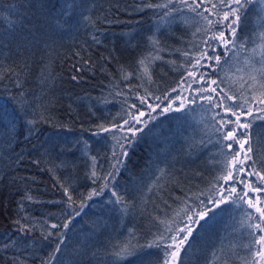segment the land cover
I'll list each match as a JSON object with an SVG mask.
<instances>
[{
	"label": "trees",
	"instance_id": "trees-1",
	"mask_svg": "<svg viewBox=\"0 0 264 264\" xmlns=\"http://www.w3.org/2000/svg\"><path fill=\"white\" fill-rule=\"evenodd\" d=\"M135 2L137 0H75L76 6L71 16L60 23L64 20L61 13L65 0H0V68L19 70L24 59L27 58L31 63L32 52L36 54L37 62L41 58L49 61L50 67L44 75L51 72L52 77L41 82L43 77L39 63L34 64L24 91L33 99L44 96L52 100L59 125L44 124L38 136L25 139V116L14 99L19 90L9 79L0 82V127L16 128L15 150L10 149L7 134L0 145V245L23 239L16 233V225L12 221L27 216L28 222L35 223L37 229L30 238V264H40V260L46 259L51 251L52 246L41 237L40 225L44 220L50 223L63 220L61 210L65 205L58 202L64 197L57 179L73 183L77 204L80 203V193L86 197L90 191L98 189L100 182L93 184L86 176L91 161L81 155L79 148L87 141L91 154L98 157V164L107 169V157L113 141L108 134L93 135L98 131L95 125L100 120L107 121L116 116L126 98L129 103H139L138 100L134 101L137 91L144 94L143 88L137 87L141 84L140 80L120 78L121 67L135 72L139 56L148 51L158 55L160 59L150 65L156 83L148 87L155 95H162L165 90L175 86L182 75L187 76L185 69L190 67V61L181 53L193 47L189 42L199 43L211 35V32L205 34L202 31L193 37L195 29L204 25V21L185 25L180 16L174 14L175 22L169 24L168 21L173 17L161 20V16L151 10L144 13L133 11L130 6ZM262 9L259 0L247 7L246 22L237 33L245 38L246 44L243 48L237 46L223 56L226 63L222 70L217 68L218 78L226 81L221 87L230 83L233 92L243 91L246 88L241 89L240 85L244 79L248 80L247 87L252 83L250 74L257 77L256 88H259V81L264 79L251 67L252 64L256 68L260 67L261 54L264 52V40L259 35L264 28ZM183 15L192 16L191 13ZM105 16L112 22H105ZM195 19L199 20L198 17ZM93 35L99 37L100 44L92 40ZM152 35L159 38V51L148 44L147 38ZM28 42H31V51L23 49L21 54L17 46L23 47ZM196 50L193 48V51ZM224 52L223 47L218 45L215 54ZM89 58L95 62V67L91 71L85 69L81 73H74L72 65L83 66L84 60ZM101 65H104L103 70ZM73 74L82 78L73 81ZM237 75L238 78H244L234 80ZM21 79L24 77L21 76ZM113 84L119 87L114 88ZM200 86L194 84L193 88ZM117 91L125 95H117ZM188 94L190 100L195 95L194 92ZM105 100L108 102L105 103ZM202 104L204 107H201ZM123 106L127 107L126 104ZM201 108L210 110L205 101L197 99L196 104L190 103L182 114L172 113L160 117L150 123L144 133L138 134L140 139L129 153L125 168L110 186L124 195L132 206L127 213H122L120 206L114 203L115 198L110 189H105L91 200L85 199L80 216L73 220L68 229L62 230L66 243L54 264H79L76 253L82 245L99 253V259L92 264H112L113 258L104 252L106 247L110 250V243L123 241L130 232H134L141 245L147 244L153 239L152 233L163 227L152 218H170L174 215L173 210L178 205L182 206L181 200L187 199L194 210L200 200L213 207L207 197L215 192L211 183L224 166L226 149L216 142L218 136L212 129L215 113L207 112L198 119L195 113L189 112ZM212 111L223 114L222 109ZM92 112L96 115L93 116ZM219 118L216 117L217 120ZM252 131L260 134L259 140L254 137L253 147L259 154L258 158L264 159V121L256 120ZM20 153L24 154L26 160L17 167L13 162ZM34 160H39L40 164L32 163ZM61 161L70 163L63 167ZM159 169L165 171L161 182L169 189L162 193L164 199L146 191L147 185L159 175ZM14 177L17 180L15 184L12 183ZM222 185L223 181H220L216 187ZM236 187L240 190L242 185ZM25 191L40 203L24 201V210L21 211L18 201ZM142 195L147 203L140 199ZM177 197L180 199L177 200ZM216 198L219 199V196ZM164 200H167V204ZM245 211L254 210L248 209L247 205L237 208L230 202L214 208L209 213L211 219L206 217L201 221L203 227H198L194 233L193 247L187 253L181 252L187 264H206L213 247L223 249L222 260L232 258L234 245H237L235 251L244 255L238 245L247 242L249 230L241 223L242 219H246ZM45 227L48 228V225ZM12 254V249L7 253L0 252L4 258ZM162 257L159 249L141 247L134 255L127 257L123 264H156ZM0 264H3L2 260ZM85 264H88L87 259ZM232 264H239V260L232 258Z\"/></svg>",
	"mask_w": 264,
	"mask_h": 264
},
{
	"label": "snow or ice",
	"instance_id": "snow-or-ice-1",
	"mask_svg": "<svg viewBox=\"0 0 264 264\" xmlns=\"http://www.w3.org/2000/svg\"><path fill=\"white\" fill-rule=\"evenodd\" d=\"M255 2L257 0H137L130 6L133 11L139 13L151 10L154 14L160 15L161 20L164 17H173V19L168 21L169 24L175 22L174 14L179 15L180 20L185 25L193 22L200 24V21H204V25L195 29L193 37L202 31L205 34L211 32V35L206 36L199 43L189 42L193 47L181 53L190 61V67L185 69L187 76L182 75L177 84L171 87L170 90H165L162 95H155L148 87V85L156 83L153 80L150 65L160 59L158 55H153L152 51H148L146 54L139 56L136 60L137 69L135 72L125 70L123 66L121 67L120 78L122 80L133 78L140 80L141 84L137 87L143 88L144 94L137 91L134 101L138 100L139 103H129L126 98L121 105L120 112L116 116L107 121L100 120L95 125L98 131L93 133V135L108 134L111 141H113L110 147V155L107 157L109 161L107 169H104L102 164H98V157L91 154L90 145L87 141H84L79 148L81 155L86 156L91 161L86 176L93 184L100 182L98 189H93L86 197L83 193H80V203L77 204L76 199H74L76 190L73 183L57 179L58 187L62 190L64 197L62 201L58 202L65 205V208L61 210L63 220H59L57 223H50L48 220H44L43 224L40 225L43 241L52 246L47 258L41 259L40 264H54L57 261V257L62 253V248L66 243L65 233L62 230L68 229L73 220L80 216L85 207V199L91 200L94 196L102 194L105 189H110L111 195L115 198L114 203L120 206L119 210L122 213L128 212L129 207L132 205L124 195L110 186L122 169L125 168L129 153L140 139L138 134L144 133L149 123L154 121L158 115L169 111L183 112L188 109L189 103L196 104L197 99L205 101L210 106V110L222 109L223 112L221 114L220 111H216L212 117L215 121L212 129L218 136L216 142L221 145L222 149H226V152H224V166L218 171L211 183V188L215 189V192L207 197L213 207H209L204 200H200L199 206L194 210L188 204L187 199L181 200L182 206L178 205L173 210L174 215L170 218H152L163 227L152 233L153 239L147 244L141 245L136 234L130 232L127 239L110 243V250L106 247L104 252L113 258L112 264H123V261L127 257L134 255L138 248H156L161 250L163 254L162 259H158L156 264H187V261L181 256V252L187 253L193 247L194 233L198 231V227H203L201 221H204L206 217L211 219L209 213L213 212L214 208H219L221 204L230 202L237 208H240L241 205H247L248 209L254 210L253 212L245 211L244 217L246 219L241 221L249 230L247 242L238 245L244 255L236 252L235 248L237 245H234L232 258L239 260V264H264V159L258 158L259 154L255 152L253 147L254 137L259 140L260 134L252 131L256 120L264 121V79L259 81V88H256L257 77L250 74L249 78L252 83L248 85V88L244 89V85L241 84L240 88L244 90L233 92L230 83L225 87H221L226 81L223 78H218L219 73L217 71V68L223 69V65L226 63L223 56L228 51L235 49L237 46L240 48L245 47V38L237 33L240 26L246 22L245 11L247 7ZM259 3L264 4V0H259ZM75 6V0H65V7L61 13L64 20L59 21L60 23L65 22L71 16ZM161 10H163L162 15ZM117 11H119V8H117ZM184 13H191L192 16L183 15ZM196 17L199 20L195 19ZM212 17H216V19L214 20ZM104 21L112 22L107 16L104 17ZM259 35L264 40V28L261 29ZM92 40L96 44L101 43L96 35H93ZM147 40L151 48L159 51L158 45L160 41L157 36H149ZM30 43L24 44L23 47L17 46L21 54H23V49L31 51ZM218 45L223 47L224 53L215 54ZM193 48L197 50L193 51ZM35 55L34 52L31 53V63H29L27 58L24 59L19 70L11 67L0 68V82L9 79L16 89L19 90L18 95L14 99L17 100L19 110L25 116V139L38 136L40 127L44 124L59 126L54 112L55 104L52 100L46 99L44 96L33 99L24 91L25 83L31 75V69L34 64L39 63L41 76L43 77L41 82L52 77L51 72L44 75L45 71L50 67L49 61L41 58L37 62ZM205 61L213 63H205ZM246 63H250V61H246ZM94 67L95 62L91 61L90 58L84 60L83 66L79 64L72 65L74 73H81L85 69L91 71ZM100 67L101 70L104 69V65ZM180 67L183 68L184 65L181 64ZM251 67L253 72H259L261 77L264 78V52L261 54L260 67L256 68L254 64ZM194 69L195 71H193ZM201 69H207V71H201ZM21 76L24 79H21ZM189 77H191V80H189ZM81 78V76L76 74L71 76L73 81H78ZM194 84L201 86L193 88ZM113 87L118 88L119 86L113 84ZM131 91L132 88L130 87L129 92ZM185 92H194L195 95L189 100L184 95ZM116 94L125 95L121 91H117ZM153 99L159 103H152ZM107 102L105 100V103ZM125 104L127 107L123 106ZM253 105H256V107L254 108ZM201 107H204V105L202 104ZM153 113L157 115H153ZM92 115L95 116L96 113L92 112ZM216 117L220 118L217 120ZM216 125L219 126L217 127ZM148 130L151 131L150 128ZM5 134L9 137L8 144L10 149L14 151V141L16 140L15 126H10L6 129L0 127V145L3 144ZM25 160L24 154L20 153L16 155L13 163L19 167L25 163ZM31 162L37 165L40 164L39 160ZM69 163L70 161H61V166L67 167ZM41 170L44 169L41 168ZM49 171H52V169H49ZM158 171L159 175L147 185L146 191L164 199L162 193L169 191V189L161 182L164 179L165 171L163 169ZM220 181H223V185L217 188L216 185ZM12 183H17L15 177ZM236 185H242V188L238 190ZM217 196H219V199L216 198ZM140 199L147 203L143 195ZM176 199L179 200L180 198L177 197ZM24 201L40 203L32 194L25 191L21 200L18 201V204L21 205V211L24 210ZM164 203L167 204V200H164ZM17 215L19 216V213ZM35 219L38 220V218ZM21 220L25 222L22 223ZM28 221L29 218L27 216L12 221L16 225V233L23 239L12 240L0 245V252L7 253L10 249L13 250V254L7 258L0 256L3 264H30L28 248L31 243L30 238L37 229L35 223H29ZM45 225H48L51 230H48ZM221 254H223L222 248L217 250L216 247H213L206 264H232V258L222 260ZM76 255L79 264H85L86 259L88 264H92L93 261L99 259V253L96 250L90 251L86 245H82Z\"/></svg>",
	"mask_w": 264,
	"mask_h": 264
},
{
	"label": "bare ground",
	"instance_id": "bare-ground-1",
	"mask_svg": "<svg viewBox=\"0 0 264 264\" xmlns=\"http://www.w3.org/2000/svg\"><path fill=\"white\" fill-rule=\"evenodd\" d=\"M188 98H189V94H188ZM189 100H190V99H189ZM156 102H158V101H155V100L152 101V103H156ZM189 104H190V103H189ZM189 104H188V105H189ZM188 111H189V110H188ZM188 111H186V113H187ZM207 111H208V109L201 108V109H196V110H194V111L190 110L189 112H193V113H195V116H197L198 119H200L202 116L206 115ZM183 112H184V111H183ZM183 112H180V113L182 114ZM172 113H177V112L169 111V112H166V113H164V114H160V115L157 116V118H156L154 121H156V120H157L158 118H160V117H163V116H165V115H170V114H172ZM156 115H157V114H156ZM154 121H151L150 123H152V122H154ZM150 123H149V124H150Z\"/></svg>",
	"mask_w": 264,
	"mask_h": 264
},
{
	"label": "rangeland",
	"instance_id": "rangeland-1",
	"mask_svg": "<svg viewBox=\"0 0 264 264\" xmlns=\"http://www.w3.org/2000/svg\"><path fill=\"white\" fill-rule=\"evenodd\" d=\"M262 7L264 8V4H262ZM205 63H212V62H211V61H205ZM193 71H195V69H194ZM201 71H204V69H201ZM238 75H239V74H238ZM238 75L234 77V80H242V79L244 78V77H243V78H238ZM189 80H191V77H189ZM245 82L248 83V80H247V79H244V81L242 82V84L244 85V88L247 89V88H248V87H247V83H245ZM173 95H175V93H173ZM184 95L188 97V92H185ZM156 103H159V102H156ZM165 103H166V102H165ZM254 107H256V105H254ZM216 110H218V109H216ZM207 112L210 113V114H211V113H215V112H213L212 110H208ZM163 114H164V113H163ZM153 115H156V113H153ZM245 190H246V189H245ZM250 195H252V194H250Z\"/></svg>",
	"mask_w": 264,
	"mask_h": 264
}]
</instances>
